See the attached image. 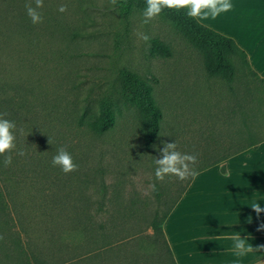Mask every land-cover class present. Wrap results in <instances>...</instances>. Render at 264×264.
Masks as SVG:
<instances>
[{
	"label": "rangeland",
	"instance_id": "obj_1",
	"mask_svg": "<svg viewBox=\"0 0 264 264\" xmlns=\"http://www.w3.org/2000/svg\"><path fill=\"white\" fill-rule=\"evenodd\" d=\"M26 3L35 7L34 0H0V86L29 80L37 85L41 79L40 92L46 83V90L54 89L76 114L84 107L99 114L103 101L120 99L122 73L130 72L152 88L163 120L150 150L144 145L140 112L122 102L114 112L113 128L102 137L75 124L69 127L71 156L78 168L67 176L73 194L66 205L78 216L59 220L48 245L51 258L43 251L46 247L39 246L38 234L24 235L23 241L31 238L36 254L55 264L102 248L108 237L122 241L144 229V236L79 264H123L126 254L135 255L139 264H155L158 248L147 225L156 214L163 217L191 178L156 180L159 150L175 142L178 151L197 157L192 166L197 171L229 155L236 144L264 139V89L257 84L251 93L237 83L207 78L199 55L175 33L169 19L159 15L144 23L143 13L126 18L110 0H43L40 24L49 37L31 54L34 46L18 27L22 13H27ZM61 4L66 12L58 11ZM229 19L225 13L210 21L228 30ZM237 32L243 40V28ZM153 42L168 46L169 53L154 50ZM45 52L51 59L48 64ZM238 100L243 108L236 107ZM152 183L155 191L149 188ZM131 203L132 211L127 210ZM99 224L106 226L104 231L93 232L90 226ZM113 224L120 227L117 234L111 230Z\"/></svg>",
	"mask_w": 264,
	"mask_h": 264
},
{
	"label": "trees",
	"instance_id": "obj_2",
	"mask_svg": "<svg viewBox=\"0 0 264 264\" xmlns=\"http://www.w3.org/2000/svg\"><path fill=\"white\" fill-rule=\"evenodd\" d=\"M113 7L121 15L131 18L134 14L143 13L147 4L146 0H118ZM160 15L169 19L175 33L199 55L207 78L231 85L237 83L240 89L247 87V91L251 93H253L252 86L257 84L264 89V79L251 68L246 52L235 40L190 18L187 9H164ZM20 22L18 27L23 31V36H26L34 46L30 53L35 54V50L40 48L49 35L44 33L40 23L33 24L27 13H22ZM152 48L163 53L166 51L169 53L170 50L168 46L163 47L160 43L154 44V42ZM44 55L43 60L48 64L51 59L46 52ZM121 77L120 99L103 101L99 114H90L88 107H84L81 114H76L70 109L69 102L67 106L63 105L64 97L55 96L54 89L52 92L46 90L48 87L46 83L43 85L44 90L40 92L41 79L37 80V85L29 80L22 83L6 81L0 86V116L16 125L13 132L16 137L15 148L0 155V237H3L0 239V264H52L50 259L36 254L35 248L33 249L34 241L31 238L25 242L23 236L38 234L39 246L43 244L46 247L44 253L51 258L52 246L48 245L56 235L55 228L60 223L59 220H76L74 215L78 216V212H71L66 205L73 194L67 177L70 173L65 174L60 167L52 165V158L59 148L64 147L70 154L72 152L69 127L75 124L77 128H86L90 133L102 137L113 128L114 112L119 110L122 102L126 106H134L140 112L139 121L144 145L150 150L161 128L162 108L157 103L152 88L138 75L123 72ZM240 77L241 79L237 80ZM231 90L234 93L233 87ZM261 93L263 94L264 91ZM73 105L74 103L71 104ZM236 107L243 108L244 105L238 100ZM250 136L252 138V135ZM263 141L264 139L258 141L251 139V142L243 145L235 143L233 152L200 168L196 173L221 164L248 149L257 148ZM21 151L25 155H19ZM7 155L12 157V163L5 167L3 161ZM225 172L226 168L222 167V173ZM192 179L193 177L163 217L158 219L156 214L154 220L147 225L153 229V235L149 238L158 248L154 251L155 264H176L162 226ZM127 210H133L132 203ZM90 227L93 232L102 233L106 226L99 224ZM119 228L118 225H111L114 234L118 233ZM85 232L83 228L82 233ZM144 234L145 230L139 229L122 241L108 237V243L102 248L95 249V252L91 251L74 259L67 258L55 264H79L86 257L101 251L112 252L117 250L119 244L135 240ZM123 264L139 263L135 255L126 254Z\"/></svg>",
	"mask_w": 264,
	"mask_h": 264
},
{
	"label": "crops",
	"instance_id": "obj_3",
	"mask_svg": "<svg viewBox=\"0 0 264 264\" xmlns=\"http://www.w3.org/2000/svg\"><path fill=\"white\" fill-rule=\"evenodd\" d=\"M233 2L228 30L211 21L207 27L235 40L264 79V0ZM254 202L264 208V141L193 177L162 226L176 264H264V252L237 258L233 241L215 238L239 232L254 248L264 246V231H257L264 212L258 217Z\"/></svg>",
	"mask_w": 264,
	"mask_h": 264
},
{
	"label": "clouds",
	"instance_id": "obj_4",
	"mask_svg": "<svg viewBox=\"0 0 264 264\" xmlns=\"http://www.w3.org/2000/svg\"><path fill=\"white\" fill-rule=\"evenodd\" d=\"M118 0H110V3L115 6ZM35 7L31 3H26L25 8L28 17L33 24L42 23V15L38 9L43 7V0H34ZM147 7L143 12L144 23L158 17L164 9L181 10L187 9V15L195 19L198 23L207 26V22L215 20L222 14L229 13L234 7L233 0H146ZM60 12H66L67 6L61 4L58 8ZM140 38L148 41L149 37L146 34L140 33ZM16 125L14 122L3 119L0 116V155L11 152L15 148V135L13 134ZM159 158L155 157L157 165L155 177L158 181H163L166 176H175L180 180H186L189 177H195L196 171L192 167L197 163V157L187 153H182L177 150V144L165 143L163 149L159 150ZM19 155H25L24 152H19ZM12 157L5 156L3 164L5 167L10 166ZM52 165L60 167L65 173H71L77 170L78 166L73 162L71 154L61 147L57 150V154L52 158ZM152 191H155V183L149 185ZM252 210L259 215L264 212V208L260 207L259 203L251 205ZM257 231H264V223H261ZM3 237H0L2 239ZM216 239L233 241L232 252L237 258L245 257L249 253L264 252V246L253 247L248 243V238H242L239 232L232 234H221Z\"/></svg>",
	"mask_w": 264,
	"mask_h": 264
}]
</instances>
